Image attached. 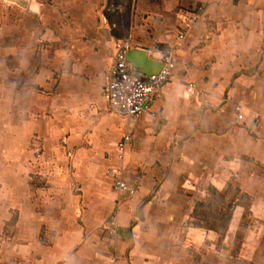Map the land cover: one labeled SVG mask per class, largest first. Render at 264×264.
I'll return each instance as SVG.
<instances>
[{"label": "crops", "instance_id": "crops-1", "mask_svg": "<svg viewBox=\"0 0 264 264\" xmlns=\"http://www.w3.org/2000/svg\"><path fill=\"white\" fill-rule=\"evenodd\" d=\"M35 1L41 17L48 0ZM129 2L124 38L102 16L109 54L74 51L65 67L58 50L54 65L43 55L40 66L31 30L12 25L0 5V264H264V0ZM114 39L175 49L174 80L149 113L122 123L97 116ZM126 133L133 139L121 158ZM66 155L71 177L59 162ZM91 156L103 157L97 171ZM114 171L134 196L115 192ZM210 188L234 197L224 236L193 225ZM113 220L120 236L108 231Z\"/></svg>", "mask_w": 264, "mask_h": 264}, {"label": "rangeland", "instance_id": "rangeland-1", "mask_svg": "<svg viewBox=\"0 0 264 264\" xmlns=\"http://www.w3.org/2000/svg\"><path fill=\"white\" fill-rule=\"evenodd\" d=\"M20 1L22 0H0V5L3 9L2 13L9 14L12 25L15 24L17 27H20L19 29H21V31L24 32V27L31 30V35L34 37V42L32 44L33 51L35 52L34 59H37V63L40 66L43 63V55L48 57L45 59V65H48V67L54 65L55 62L52 57L57 50L64 52V57L67 58L63 59L62 66L64 67L69 59L72 60V53H74V51H77V53H84L88 57L94 56L98 50L105 51L106 49V52L109 54L110 50L104 46L102 39L103 35L98 31V28L101 26L102 16L106 13V0H48V2H45V9L47 11L43 10L41 16L44 18L48 15V26H44L41 17L22 9L24 7L19 4ZM34 2L37 3L35 0ZM11 10L14 12L10 13ZM102 25L103 27L106 26V24L103 23ZM42 33L47 34V39L42 40V42H37V35L41 36ZM18 34H16V36L18 35L17 37H20V32H18ZM110 46V44H107V47ZM38 71L39 69L36 70L35 73L37 74ZM51 71V79L55 83L56 80H58V72L56 68H52ZM102 105L103 106L98 110L97 116L102 117L103 115H108L112 120L122 123V116L116 115L109 111L106 105ZM49 116L52 118L54 117L53 113ZM41 141L44 146L40 147L43 149L46 143L48 145L53 143L52 139H49L46 143L44 140ZM35 142H40V140L32 138L30 147L34 150H38L39 147L35 146ZM56 143L57 145H63L61 141L58 140H56ZM91 158L94 160L93 167L97 171L102 165L101 159H103V157L91 156ZM72 159L73 158L66 155L59 161L61 165L64 166L66 177H71L72 174L76 172V166ZM54 165H56V163H54ZM87 170V167L81 168V173H85ZM58 175L60 176V174ZM73 192L75 193L76 191L74 190ZM45 243L50 244V242Z\"/></svg>", "mask_w": 264, "mask_h": 264}, {"label": "built area", "instance_id": "built-area-1", "mask_svg": "<svg viewBox=\"0 0 264 264\" xmlns=\"http://www.w3.org/2000/svg\"><path fill=\"white\" fill-rule=\"evenodd\" d=\"M116 10L122 12L123 5H119ZM112 25V28H115ZM185 34H180L183 40ZM113 60L108 70L105 83L102 88V99L109 111L134 119L145 113H149L152 104L161 93L162 89L171 83L175 78L176 61L175 49L173 47H158L148 52L149 58L162 65L158 74L145 75L129 62L128 53L134 50L128 40H113ZM191 88H193L191 86ZM237 123L241 124L245 120L244 107L238 105ZM258 118V115L255 116ZM133 135L126 133L118 145L120 157L122 158L126 146L132 141ZM115 172V171H114ZM118 178L114 184V190L121 199L130 198L135 195L136 189L123 180L119 172H115ZM110 234L121 235V228L115 220L108 228Z\"/></svg>", "mask_w": 264, "mask_h": 264}, {"label": "trees", "instance_id": "trees-1", "mask_svg": "<svg viewBox=\"0 0 264 264\" xmlns=\"http://www.w3.org/2000/svg\"><path fill=\"white\" fill-rule=\"evenodd\" d=\"M119 5L124 6L122 12L116 10ZM129 5V0L109 1L105 15L111 25L116 24L113 29V35L116 38H124L128 33ZM209 192L210 200L198 203L194 209L193 218L195 221L193 225L197 228L215 231L220 236H224L232 218L234 197L228 200L224 192L215 188H210ZM243 198L244 200L239 203L245 208V215H247L249 213V204L247 203L249 199L247 196H243Z\"/></svg>", "mask_w": 264, "mask_h": 264}, {"label": "water", "instance_id": "water-1", "mask_svg": "<svg viewBox=\"0 0 264 264\" xmlns=\"http://www.w3.org/2000/svg\"><path fill=\"white\" fill-rule=\"evenodd\" d=\"M27 0H22L19 4L23 7L26 6ZM128 60L132 63L138 71L142 72L145 75H155L158 74L162 65L157 63L149 58L148 52L131 50L128 53Z\"/></svg>", "mask_w": 264, "mask_h": 264}, {"label": "bare ground", "instance_id": "bare-ground-1", "mask_svg": "<svg viewBox=\"0 0 264 264\" xmlns=\"http://www.w3.org/2000/svg\"><path fill=\"white\" fill-rule=\"evenodd\" d=\"M29 10L31 12H33L34 14H38V13H40V6H39L38 3H36V2L33 1L31 3L30 7H29Z\"/></svg>", "mask_w": 264, "mask_h": 264}]
</instances>
